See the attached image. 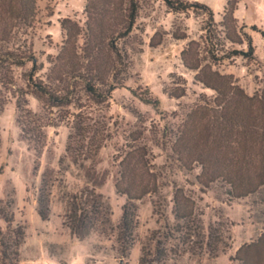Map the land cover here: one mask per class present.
Returning a JSON list of instances; mask_svg holds the SVG:
<instances>
[{
    "label": "rangeland",
    "instance_id": "rangeland-1",
    "mask_svg": "<svg viewBox=\"0 0 264 264\" xmlns=\"http://www.w3.org/2000/svg\"><path fill=\"white\" fill-rule=\"evenodd\" d=\"M188 1L209 5L215 20L221 22L228 0ZM37 4L35 28L27 39L45 63L38 76H45L51 56L59 53L66 39L61 21L69 17L85 28L87 0H37ZM139 5L132 33L119 41L127 55L126 71L120 80L124 86L113 92L109 102L100 106L81 95L73 105L50 109L33 95L26 96L30 109L57 122L45 127L41 151L30 145L18 122L16 96L20 87L26 88L32 63L14 66L9 73L0 69V197L15 201L16 223L26 227L19 264H139L143 246L149 251L146 264H243L237 257L238 249L264 232V187L241 198L234 197L231 187L222 180L204 187L197 179L201 165L185 167L172 150L179 126L188 114L197 106H210L216 96L214 90L195 79L196 71L182 60V51L191 40L204 44L208 15L202 8L174 12L163 0H139ZM236 16L253 38L256 59L240 55L215 68L232 74L249 95H254L264 89V0H240ZM183 35L186 37L179 38ZM153 37L161 43L152 46ZM84 41L81 37L79 45ZM6 73L8 77L13 75L14 85L7 84ZM184 81L186 94L171 96L169 91L182 87ZM140 95L160 104L147 103ZM79 104L84 105L88 117L107 128L104 134L108 139L92 154L67 151L71 133L67 122L72 114L83 111ZM136 145L147 146L148 159H153L161 176L160 190L137 201L135 241L124 253L115 227L121 221L127 196L117 191L116 181L119 159ZM42 188H47L49 199L46 220L38 212ZM88 188L102 194L110 204L113 227L106 231L98 227L82 239L72 233L66 215L75 197ZM176 188H183L194 201L189 223L175 218ZM211 228L218 235L219 249H226L218 256L207 246ZM158 247L162 254H156Z\"/></svg>",
    "mask_w": 264,
    "mask_h": 264
},
{
    "label": "trees",
    "instance_id": "trees-1",
    "mask_svg": "<svg viewBox=\"0 0 264 264\" xmlns=\"http://www.w3.org/2000/svg\"><path fill=\"white\" fill-rule=\"evenodd\" d=\"M174 12H187L202 8L208 15L204 28L205 41L191 40L182 51L185 66L196 71L195 79L215 91L210 106H197L179 126L172 150L182 164L192 169L200 164L198 182L209 187L224 181L231 187L234 197L249 196L264 187V89L249 95L232 74H224L216 65L236 56L256 59L253 38L239 24L236 12L240 0H228L223 20H215L214 10L205 3L188 0H163ZM139 0H87L86 27L72 18L61 21L66 31L64 44L55 56L45 76H38L45 63L37 57L32 43L28 42L30 30L35 28L38 15L37 0H0V69L11 72L14 66L32 63L27 72L26 88L20 87L17 98L18 122L26 139L35 150L41 151L46 138L45 127L56 125L29 107L27 95L36 97L47 108H62L75 103L77 96H85L96 105L103 106L112 98L113 92L123 85L122 74L126 71L127 55L119 45L121 39L132 33L139 14ZM255 28V27H254ZM264 36V30L261 31ZM84 45H79L80 38ZM180 36L179 38H185ZM161 41L151 39V45ZM227 43L232 46L227 47ZM246 45L239 49L235 46ZM5 75L7 84L14 85L13 75ZM187 92V83L169 91L176 98ZM142 100L160 104L147 95ZM80 109L84 105L79 104ZM83 110V109H82ZM63 121L65 120L62 119ZM71 133L67 151L74 149L92 154L108 139L106 127L88 117L83 110L72 114ZM103 127V129H102ZM0 136V149H1ZM117 191L127 196L122 207V218L115 227L123 252L134 244L137 223V201L160 190V174L155 170L153 159H148L146 145H136L119 159ZM0 169V174H1ZM47 188H42L38 212L46 220L50 215ZM174 214L178 222L189 223L194 215V201L183 188H176L173 197ZM14 200L0 197V264H19L20 248L26 236V227L16 223ZM112 209L102 194L85 189L75 197L66 215L72 233L85 238L93 230L111 228ZM208 235L207 246L215 256L226 249H219L218 235L213 229ZM216 231V230H215ZM204 242V241H203ZM163 251L158 247L156 254ZM146 247L142 248L139 264L148 262ZM243 264H264V232L256 241L243 244L237 251Z\"/></svg>",
    "mask_w": 264,
    "mask_h": 264
}]
</instances>
